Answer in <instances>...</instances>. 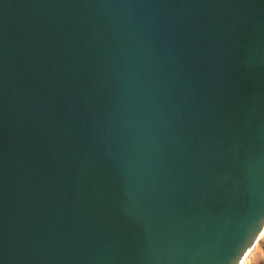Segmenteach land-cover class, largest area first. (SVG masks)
<instances>
[{
  "label": "water",
  "instance_id": "95a60500",
  "mask_svg": "<svg viewBox=\"0 0 264 264\" xmlns=\"http://www.w3.org/2000/svg\"><path fill=\"white\" fill-rule=\"evenodd\" d=\"M264 235V0H0V264H244Z\"/></svg>",
  "mask_w": 264,
  "mask_h": 264
},
{
  "label": "rangeland",
  "instance_id": "374dc122",
  "mask_svg": "<svg viewBox=\"0 0 264 264\" xmlns=\"http://www.w3.org/2000/svg\"><path fill=\"white\" fill-rule=\"evenodd\" d=\"M248 264H264V235L254 248Z\"/></svg>",
  "mask_w": 264,
  "mask_h": 264
},
{
  "label": "bare ground",
  "instance_id": "6f19581e",
  "mask_svg": "<svg viewBox=\"0 0 264 264\" xmlns=\"http://www.w3.org/2000/svg\"><path fill=\"white\" fill-rule=\"evenodd\" d=\"M252 252H253V251H252ZM251 255H252V253L249 255L248 259L245 261L244 264H248V263H249Z\"/></svg>",
  "mask_w": 264,
  "mask_h": 264
}]
</instances>
